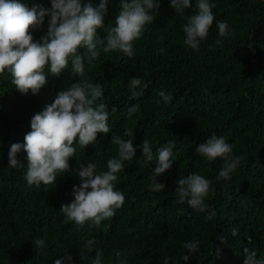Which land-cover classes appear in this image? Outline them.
Returning a JSON list of instances; mask_svg holds the SVG:
<instances>
[{
	"label": "trees",
	"instance_id": "16d2710c",
	"mask_svg": "<svg viewBox=\"0 0 264 264\" xmlns=\"http://www.w3.org/2000/svg\"><path fill=\"white\" fill-rule=\"evenodd\" d=\"M20 2L51 9V0ZM210 2L215 4V20L198 50L185 45L183 32L196 0L192 8L177 13L171 0H159L153 24L146 25L133 42L132 58L119 51H101L93 66L85 64L83 78L104 90L111 132L98 134V142L85 149L74 144L70 171L58 175L54 186H29L26 153L17 155L25 168H11L9 152L12 144L24 143L34 115L79 77L72 76L69 62L60 78L49 76L33 95L19 92L7 70L0 73V264H54L66 255L72 257L71 264H90L96 250L103 254L102 264H244L245 249L264 258V0ZM88 3L96 8L100 0H82ZM119 4L120 0H108L104 28L97 29L101 39ZM48 19L40 29L31 30L34 41L47 34ZM218 21L229 24L230 36L219 37ZM133 77L148 84L135 100L129 91ZM161 90L172 93L170 103L156 102ZM136 104L139 111L129 117L128 109ZM125 131L133 132L137 151L118 174L116 187L125 196L123 206L100 227L65 222L61 207L73 202V188L80 184L77 161L85 166L94 162L97 172L107 171V161L118 155L112 135L128 139ZM213 134L226 139L233 155L244 157L231 180H217L222 158L209 162L196 153ZM145 138L154 154L175 141L173 166L159 178L165 185L160 192L149 190L154 162L145 164L141 158ZM191 173L212 181L205 200L216 213L211 220L207 212L177 203L176 181ZM37 238L45 241L43 249L35 247ZM90 239L97 241L91 251L85 248ZM191 241H199L197 253L183 247Z\"/></svg>",
	"mask_w": 264,
	"mask_h": 264
},
{
	"label": "clouds",
	"instance_id": "9594fccd",
	"mask_svg": "<svg viewBox=\"0 0 264 264\" xmlns=\"http://www.w3.org/2000/svg\"><path fill=\"white\" fill-rule=\"evenodd\" d=\"M107 3L108 0H100L99 6L94 8L91 3L82 4V0H51V9H45L37 3L28 7L20 0H0V73L7 70L12 76V84L19 92L27 94L31 91L37 95L47 84L49 76L61 77L69 67V62L72 76L79 77L75 83L59 91L52 104L34 115L31 131L25 135L24 143L11 145L9 167L25 168L17 155L21 151L26 153L25 179L29 186H54L58 175L70 171L69 159L76 153L74 144L85 149L98 142V134L107 135L111 132L108 123L110 112L104 102V90L99 83L93 84L83 78L85 64L93 66L101 51H119L132 58L133 42L141 38L146 25L153 24L160 4L159 0H120L119 12L113 24L105 29L106 37L101 39L97 29L104 28ZM171 7L176 13L182 12L193 7L192 0H171ZM214 8L215 4L210 0H196L194 14L189 15L187 23L183 25L186 46L193 50L199 49L215 20ZM45 17L49 18L47 34L41 40L34 41L31 30L40 29ZM216 27L219 37L231 35L226 21H218ZM216 43L221 44V40L217 39ZM80 49L84 51L81 53ZM147 87L148 84L141 78H131L130 99L143 96ZM158 97V104L161 101L168 104L173 100L172 93L163 90L158 92ZM139 107L138 104L130 107L129 117L138 112ZM116 111V106H112L111 113ZM124 136L128 139L112 135L111 143L118 146V155L107 161V171L97 172L94 162L85 166L77 161L80 184L73 188V202L61 207L65 222H74L80 228L86 223L90 227H100L102 221L114 217L123 206L125 196L116 187L118 174L123 170L124 162L136 157L137 151L133 144V132L125 131ZM175 146V141H170L154 154L149 140L145 138L142 141L143 162H154L150 191L160 192L165 189L159 178L172 168ZM196 153L209 162L222 158L223 165L217 180H231L244 160L243 156L233 155L232 146L223 136L215 134L200 144ZM176 185L177 203H187L199 213L207 212L208 220L216 215L205 203L211 191V180L191 173L179 178ZM232 235H237L235 229ZM96 243V240L90 239L85 248L91 251ZM44 244L45 241L40 238L34 241L36 248L43 249ZM183 247L188 253H197L199 241L186 242ZM115 255L119 258L122 253L116 251ZM124 255L126 257L127 253ZM102 256V252L96 250L90 264H102ZM245 256L244 264H264V258L258 259L254 251L245 249ZM182 258L185 261L189 259L188 256ZM64 260L71 264L72 257L66 255L64 259H56L54 264H64ZM121 264L125 262L121 261Z\"/></svg>",
	"mask_w": 264,
	"mask_h": 264
}]
</instances>
